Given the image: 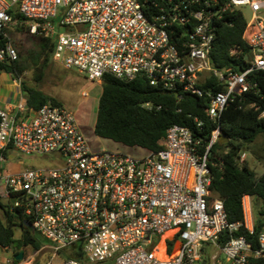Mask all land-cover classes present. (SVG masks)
Returning <instances> with one entry per match:
<instances>
[{"label": "built area", "instance_id": "1", "mask_svg": "<svg viewBox=\"0 0 264 264\" xmlns=\"http://www.w3.org/2000/svg\"><path fill=\"white\" fill-rule=\"evenodd\" d=\"M244 7L253 15L249 25L257 27L251 65L243 72L218 70L210 60L218 24L230 10L244 14ZM262 11L264 0H0L7 40L1 61L19 60L9 30L28 24L31 35L54 39L55 59L91 81L143 75L179 99L184 92L207 93L206 114L216 125L205 140L195 132L205 129L199 116L193 127L174 124L163 147L141 157L93 151L73 109L48 102L36 110L26 99L9 109L0 93V200L20 209L49 242L54 252L47 264L58 256V264H264V224L256 244L249 240L253 197H242V220L231 221L212 189L214 168L222 166L212 151L223 134L222 112L237 97L257 92L250 74L264 72ZM211 75L223 90L202 88ZM15 153L48 164L10 170ZM245 158L241 152L240 161Z\"/></svg>", "mask_w": 264, "mask_h": 264}, {"label": "trees", "instance_id": "2", "mask_svg": "<svg viewBox=\"0 0 264 264\" xmlns=\"http://www.w3.org/2000/svg\"><path fill=\"white\" fill-rule=\"evenodd\" d=\"M13 16L18 21L24 19L19 12L13 11ZM248 22L241 11L230 10L225 20L218 24L210 54L214 68L243 72L251 65V38L257 27L249 25ZM24 26L17 28L22 29ZM34 36L39 56L45 55V61H48L49 54L54 51V39ZM6 41L0 31V47ZM44 67L42 64L37 68V81L42 78ZM24 70L25 67L19 60H0V73L4 71L19 75ZM250 80L257 82V92L252 89L243 97H237L222 112L219 125L228 141L224 144L217 142L212 148L214 155L222 160V166L214 168L212 189L224 200L231 221L242 220V197L245 194L253 197L255 232L249 235V240L256 244V236L264 224V173L257 175L245 160L240 161V155L259 136H262L264 147V115L260 116L264 111V72L251 73ZM202 88L216 93L224 89V83L211 75L202 84ZM22 90L26 94L28 106L33 109L37 110L48 102L61 103L38 87L22 83ZM147 102L152 104V108L144 105ZM209 102L210 96L207 93L198 96L184 92L179 99L176 92L152 85L143 75L128 80L107 74L102 80L94 132L99 137L125 146L157 151L163 147L161 140L170 126L181 124L193 127L194 117L199 116L205 121V129L203 132H195L206 140L216 126L208 120L206 114ZM251 103L255 105L251 106ZM18 228L21 233L17 237ZM44 245V238L34 228L26 225L23 212L18 208L11 211L0 200V248H16L17 255L22 247H31L37 251ZM71 256L79 257L75 254H64L65 258ZM13 260L18 262L15 257Z\"/></svg>", "mask_w": 264, "mask_h": 264}, {"label": "rangeland", "instance_id": "3", "mask_svg": "<svg viewBox=\"0 0 264 264\" xmlns=\"http://www.w3.org/2000/svg\"><path fill=\"white\" fill-rule=\"evenodd\" d=\"M243 11L246 19L252 21L253 15L249 7H244ZM261 14L264 17V11H262ZM24 25L22 29L13 28L10 29L9 32L12 35L14 46L19 51V61L22 62L25 70L19 75L10 72H2L0 73V81L3 82L7 77L12 80V77H14L18 81L25 99L26 94L22 90V83H26L28 86L38 87L47 95L73 109L78 116L82 129L93 151H101L104 149L121 150L137 157L146 155L148 153L147 149L125 146L95 134L94 124L97 116L99 98L102 93V82L98 83L89 80L87 75L80 70L66 68L62 61L54 58L53 53H50L48 61H45V55L39 56V49L35 40L36 37L28 32V24ZM42 64L45 65L43 76L37 81L35 79V74L37 68ZM245 152V161L249 166L257 175L263 174L264 147L262 136H259ZM15 154H17V158H12L8 162V168L10 170L48 164V159L44 157ZM17 161L20 162L17 163ZM20 233L21 230L18 228L17 237L20 236ZM44 240L45 245L37 251L33 250L31 247H22L20 250H24V258L30 260L32 264H47L51 261L54 251L49 248V242L46 239ZM16 252V248H0V261L15 264L13 259L16 256ZM59 261L60 256L53 259L55 264H58Z\"/></svg>", "mask_w": 264, "mask_h": 264}, {"label": "crops", "instance_id": "4", "mask_svg": "<svg viewBox=\"0 0 264 264\" xmlns=\"http://www.w3.org/2000/svg\"><path fill=\"white\" fill-rule=\"evenodd\" d=\"M0 93L2 105L9 109H13L15 105L24 97L18 81L14 77H12V80L7 77L3 80V82L0 81Z\"/></svg>", "mask_w": 264, "mask_h": 264}, {"label": "water", "instance_id": "5", "mask_svg": "<svg viewBox=\"0 0 264 264\" xmlns=\"http://www.w3.org/2000/svg\"><path fill=\"white\" fill-rule=\"evenodd\" d=\"M227 141H228V137L225 136L224 134H222V135L220 136V138H219V143L224 144V143H226ZM12 201H14V199H12ZM26 225H27L28 227H32V228H33L32 223L29 222V221H26ZM24 256H25V252H24V250L22 249V250H20L19 253L15 256V259L19 261V260L24 259Z\"/></svg>", "mask_w": 264, "mask_h": 264}]
</instances>
